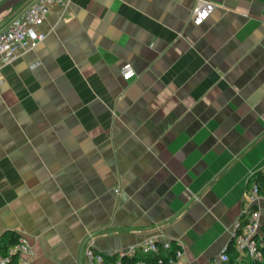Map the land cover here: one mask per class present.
<instances>
[{"label":"crops","instance_id":"obj_1","mask_svg":"<svg viewBox=\"0 0 264 264\" xmlns=\"http://www.w3.org/2000/svg\"><path fill=\"white\" fill-rule=\"evenodd\" d=\"M200 1L215 10L197 26ZM39 30L0 71V236H26L31 264H81L89 234L106 255L156 238L211 264L264 211L246 198L264 174V0H71Z\"/></svg>","mask_w":264,"mask_h":264},{"label":"built area","instance_id":"obj_2","mask_svg":"<svg viewBox=\"0 0 264 264\" xmlns=\"http://www.w3.org/2000/svg\"><path fill=\"white\" fill-rule=\"evenodd\" d=\"M71 0H35L34 3L19 17L12 20L7 28L0 32V71L7 65L12 64L18 58L21 51L35 49L43 42L47 35L39 30L46 21L52 7L58 6L67 9ZM215 10L213 3L200 1L195 6L191 22L194 25L205 23ZM121 77L129 81L136 77L137 73L132 64L126 62L122 65ZM247 200L255 203L264 199V191L254 183L246 195ZM264 211L260 209H249L243 212L232 226L230 232V242L223 249L222 253L216 257L211 264H227L230 261L228 249L232 245L239 255V261L250 258L253 262H262L264 259ZM95 234H89L85 237L81 245V264H125V257L159 255L162 250L173 248L172 240L160 241L156 238L148 239L146 242L133 245L123 251H118L106 255L95 249ZM18 255L21 264H31L30 260L33 255L26 236L20 234L19 244L10 250L8 256L0 255V264H10L13 256ZM183 255L181 248L177 250L176 260H171V264ZM116 256L115 259H110ZM106 257H109L108 259ZM131 264H147L144 261H137Z\"/></svg>","mask_w":264,"mask_h":264},{"label":"trees","instance_id":"obj_3","mask_svg":"<svg viewBox=\"0 0 264 264\" xmlns=\"http://www.w3.org/2000/svg\"><path fill=\"white\" fill-rule=\"evenodd\" d=\"M259 187L261 191H264V174H258L252 179ZM20 241V234L15 231H7L0 236V255L8 256L10 250L16 247ZM179 247L173 243V248L170 250H162L159 255H145V256H135L132 258L125 257L123 259L125 264L135 263L137 261H144L147 264H171V260H176V253ZM264 253V252H263ZM228 254L230 256V261L227 264H243L245 258L242 262L239 261V255L236 253L234 247L231 245L228 249ZM264 256V254H263ZM107 259L109 257H106ZM116 256L110 259H115ZM247 264H264V259L262 262H253L250 258ZM10 264H21L18 255L13 256V260Z\"/></svg>","mask_w":264,"mask_h":264},{"label":"water","instance_id":"obj_4","mask_svg":"<svg viewBox=\"0 0 264 264\" xmlns=\"http://www.w3.org/2000/svg\"><path fill=\"white\" fill-rule=\"evenodd\" d=\"M28 1L30 0H3L0 2V20L15 8L25 4Z\"/></svg>","mask_w":264,"mask_h":264}]
</instances>
